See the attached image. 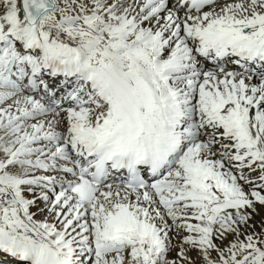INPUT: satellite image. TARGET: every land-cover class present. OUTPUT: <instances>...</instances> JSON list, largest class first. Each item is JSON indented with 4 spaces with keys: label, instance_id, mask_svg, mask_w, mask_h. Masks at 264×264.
<instances>
[{
    "label": "snow or ice",
    "instance_id": "snow-or-ice-1",
    "mask_svg": "<svg viewBox=\"0 0 264 264\" xmlns=\"http://www.w3.org/2000/svg\"><path fill=\"white\" fill-rule=\"evenodd\" d=\"M0 264H264V0H0Z\"/></svg>",
    "mask_w": 264,
    "mask_h": 264
}]
</instances>
